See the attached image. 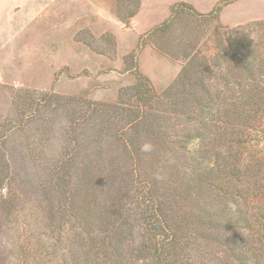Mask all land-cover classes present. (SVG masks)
Masks as SVG:
<instances>
[{"label":"trees","instance_id":"1","mask_svg":"<svg viewBox=\"0 0 264 264\" xmlns=\"http://www.w3.org/2000/svg\"><path fill=\"white\" fill-rule=\"evenodd\" d=\"M114 1L130 27L141 0ZM235 1L139 36L182 62L162 91L135 67L112 102L0 82V264H264V19L209 31Z\"/></svg>","mask_w":264,"mask_h":264},{"label":"rangeland","instance_id":"2","mask_svg":"<svg viewBox=\"0 0 264 264\" xmlns=\"http://www.w3.org/2000/svg\"><path fill=\"white\" fill-rule=\"evenodd\" d=\"M177 1L208 12L221 0H141L130 27L117 18L114 0H0V82L112 102L120 87L134 82L136 68L162 91L182 62L151 46L138 47L139 36L164 21ZM259 19H264V0H237L223 7L209 31ZM135 50V58L128 57ZM59 143L47 153L57 155ZM16 152L13 170L25 179L24 193L37 184L38 167L25 146Z\"/></svg>","mask_w":264,"mask_h":264},{"label":"clouds","instance_id":"3","mask_svg":"<svg viewBox=\"0 0 264 264\" xmlns=\"http://www.w3.org/2000/svg\"><path fill=\"white\" fill-rule=\"evenodd\" d=\"M153 150V145L150 142H145L141 145V151L143 152H151ZM157 179H162L163 177L157 174Z\"/></svg>","mask_w":264,"mask_h":264}]
</instances>
